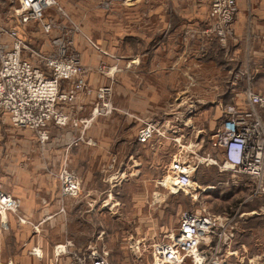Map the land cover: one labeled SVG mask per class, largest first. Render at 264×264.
I'll list each match as a JSON object with an SVG mask.
<instances>
[{"label":"rangeland","instance_id":"obj_1","mask_svg":"<svg viewBox=\"0 0 264 264\" xmlns=\"http://www.w3.org/2000/svg\"><path fill=\"white\" fill-rule=\"evenodd\" d=\"M55 1L56 4L46 12L43 20L21 26L16 18L18 0H0V26H19L21 35L29 47L24 50L25 55L41 65L45 56L57 53L63 48L66 56L79 58L86 69V80L93 92H80L74 102L63 105L69 121L65 125L50 124L49 138L46 140H41L33 131L34 135H27L25 144L21 145V132L28 129L14 128L10 125L8 117L1 115L0 150L4 148L3 152L10 153L7 157L14 171L7 175V172L3 174L0 168V179L6 185L15 186L18 182V169L23 167L28 168L25 178L27 181L35 183V177L46 176L49 179L45 184L52 186L53 182H56L55 178L60 186V212L68 215L69 208H79L82 211L89 210L92 215L89 222L74 220L72 228L69 224L68 237L71 240L64 243L78 248L93 243L99 249L106 248L111 264H156L152 253L153 243L164 239L178 226L184 211L204 207L216 215H237L239 235L233 246L235 256L242 264H264V216L256 213H260L264 206V194H256L255 181L244 179V183L249 185L231 187L227 184L229 173H220L214 165H203L196 175V187L216 185L218 188H208L210 191H206L199 198L195 191L189 194L174 193L163 185L168 166L177 154H188L202 146L201 151L204 148L207 154L216 155L212 147V136L226 105L219 109L218 116L209 108H200L201 116L196 119L195 112L188 108L187 104L179 107L177 103L184 96L188 97L186 101L192 100L190 93L184 95L176 91L179 81L180 84L185 82L186 85L191 82L188 76L179 78L174 74L159 73L148 78L141 74L135 77L136 74L131 72L133 67L129 60L130 45L120 39V35L128 33L129 20L134 14L125 8L121 10L120 7L121 4L128 6L136 0ZM160 1L167 4L166 0H154V3ZM139 15L142 20L160 22L164 14L155 12L151 15L143 12ZM46 22L53 23L50 31L45 29ZM226 37H219L220 45H226ZM4 42L10 45L12 40L5 36ZM118 56L127 59L118 60ZM105 58L107 59L104 60ZM93 72H99V75L104 77V82L94 86L90 82V74ZM136 83L137 92L134 94L130 89L135 90ZM63 85L70 87L66 82ZM102 86L112 89L110 100L114 110L108 115L96 114V110L100 108L97 93ZM84 96L90 98L93 104V115L103 117L97 121L95 132L105 133L106 143L111 145L107 162L109 166L105 168L107 182L99 185V196L84 190L83 181L76 170L67 163L58 169L54 153H50L48 149L46 155L45 150L41 148V144L45 145L51 139L50 126L78 127L83 123L77 116L73 115L72 118L71 108L77 101H82L80 98ZM261 114L264 116L263 110ZM150 121L163 123L166 130L162 132L163 135L156 134L151 141L139 144L138 169L136 173H132L130 181L127 156L129 145L142 125ZM82 125L83 130H87L89 124L84 122ZM198 143L200 146H197ZM65 169L75 172L81 180V192L77 196L64 197L61 194L60 175ZM116 172L118 175L114 180H121L119 183L109 180ZM37 183L42 182L38 180ZM81 199L85 200L84 206L77 203L69 205L75 201L81 202ZM61 209H64V212ZM21 213L23 214L22 206ZM46 218L39 222L29 218L33 226L20 223L16 216L18 224L33 230L42 229L49 221ZM64 243L57 244L54 250ZM186 264L192 263L188 261Z\"/></svg>","mask_w":264,"mask_h":264},{"label":"crops","instance_id":"obj_2","mask_svg":"<svg viewBox=\"0 0 264 264\" xmlns=\"http://www.w3.org/2000/svg\"><path fill=\"white\" fill-rule=\"evenodd\" d=\"M166 1L167 4H164L165 1L155 4L154 0H136L128 6L121 4V10L125 8L134 14L129 20L128 33L120 35V39L130 45L129 60L135 77L141 74L148 78L159 73L174 74L179 78L188 76L191 82L186 85L179 81L176 91L184 95L190 93L192 100L186 101L188 97L184 96L177 103L179 107L187 104L195 112L196 119L201 116L200 108H209L218 116L219 109L225 105L247 106L246 91L249 86L258 93H264V0H238L236 19L231 31L225 36V46L220 45V38L212 29L210 0ZM143 12L167 15H162L160 22H153L142 20L139 14ZM120 58L127 59L124 56L117 57L118 60ZM96 72L90 74V82L94 86L104 82V77ZM130 91L136 94L137 83L135 90ZM80 99L82 101H77L71 108L72 118L77 116L83 123L87 122V130H83V123L78 127L50 126L51 139L47 144H41V148L46 155L48 149L54 153L58 169L67 163L76 170L81 176L84 190L99 196V185L107 182L105 168L109 166L107 162L111 145L106 143L105 133L95 132L97 121L103 117L93 115L90 98L84 96ZM137 104L135 102L136 107ZM222 115L223 111L219 119ZM21 134L19 143L24 145L26 136L34 135V132L27 130ZM1 141L0 138V145ZM139 144L142 143L138 142L136 135L127 154L130 181L132 173L138 169ZM3 150H0V168L3 174L7 172L9 175L14 171L7 157L10 153ZM27 169H18L15 186L6 185L1 179L0 186L22 199L25 216L35 222L46 217L49 221L38 230L18 224L13 214L9 215L8 228L3 227L0 221V264H53L55 246L71 240L68 237L69 224L72 228L74 220L89 222V217H92L89 210L82 211L79 208H69L68 215L60 212L59 182L54 178L56 182L52 186L47 185L45 181L49 178L46 176L35 177V183L27 181ZM117 175L118 172L109 180L119 183L121 180H114ZM38 180L42 183H37ZM80 201L69 205L77 203L84 206L85 200ZM34 247H39L42 256L31 254Z\"/></svg>","mask_w":264,"mask_h":264},{"label":"built area","instance_id":"obj_3","mask_svg":"<svg viewBox=\"0 0 264 264\" xmlns=\"http://www.w3.org/2000/svg\"><path fill=\"white\" fill-rule=\"evenodd\" d=\"M18 24L27 26L43 20L55 0H18ZM238 11V0H210L209 18L213 31L222 39L232 29ZM50 31L53 23H44ZM5 36L12 43L4 42ZM26 39L19 26H0V116H7L16 129L34 131L41 140L49 138L48 126L65 125L69 121L64 104L74 102L80 92L92 93L86 80V69L80 59L66 56L64 48L44 57L43 64L28 58ZM70 85L66 88L63 84ZM112 89L102 86L97 93L100 108L96 114L108 115L114 110L110 100ZM247 106L228 104L213 134L216 155L207 154L204 148L191 153H179L170 163L163 185L174 193H191L199 196L216 185L196 187V175L205 165H214L220 173H229L227 184L235 187L257 183L256 194H264V93L246 91ZM166 128L163 123L150 121L140 128L137 140L151 141ZM180 141V140H177ZM243 177V179L241 178ZM62 196H77L81 192L79 176L67 169L60 175ZM20 198L0 188V221L8 228L9 215L15 214L22 224H34L21 213ZM64 212V209H61ZM257 214L264 215V206ZM37 230V229H36ZM239 235L237 215H216L207 208L189 209L182 213L178 226L164 239L152 245L156 264H242L235 256L234 243ZM31 254L42 256L39 247ZM53 264H111L106 248L99 249L90 243L78 248L68 243L57 246Z\"/></svg>","mask_w":264,"mask_h":264},{"label":"bare ground","instance_id":"obj_4","mask_svg":"<svg viewBox=\"0 0 264 264\" xmlns=\"http://www.w3.org/2000/svg\"><path fill=\"white\" fill-rule=\"evenodd\" d=\"M46 19H47V18H46ZM4 39H5V38H4ZM11 40H12V39H11ZM7 43H8V42H7ZM7 43H6V44H7ZM9 43H10V42H9Z\"/></svg>","mask_w":264,"mask_h":264},{"label":"trees","instance_id":"obj_5","mask_svg":"<svg viewBox=\"0 0 264 264\" xmlns=\"http://www.w3.org/2000/svg\"><path fill=\"white\" fill-rule=\"evenodd\" d=\"M264 216V215H263Z\"/></svg>","mask_w":264,"mask_h":264}]
</instances>
